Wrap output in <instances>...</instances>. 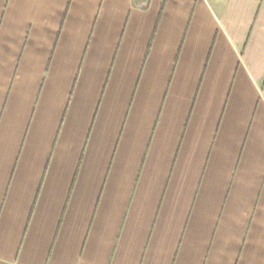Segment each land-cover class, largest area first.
Returning a JSON list of instances; mask_svg holds the SVG:
<instances>
[{
  "label": "crops",
  "instance_id": "crops-1",
  "mask_svg": "<svg viewBox=\"0 0 264 264\" xmlns=\"http://www.w3.org/2000/svg\"><path fill=\"white\" fill-rule=\"evenodd\" d=\"M142 1L0 0V264H264V0Z\"/></svg>",
  "mask_w": 264,
  "mask_h": 264
},
{
  "label": "rangeland",
  "instance_id": "rangeland-1",
  "mask_svg": "<svg viewBox=\"0 0 264 264\" xmlns=\"http://www.w3.org/2000/svg\"><path fill=\"white\" fill-rule=\"evenodd\" d=\"M137 1L140 2V7H141V8H143V7L146 5V3H144L142 0H137Z\"/></svg>",
  "mask_w": 264,
  "mask_h": 264
},
{
  "label": "trees",
  "instance_id": "trees-1",
  "mask_svg": "<svg viewBox=\"0 0 264 264\" xmlns=\"http://www.w3.org/2000/svg\"><path fill=\"white\" fill-rule=\"evenodd\" d=\"M162 7H163V4H162ZM159 18H160V14H159V16H158V20H159ZM158 20H157V22H158ZM155 29H156V27H155Z\"/></svg>",
  "mask_w": 264,
  "mask_h": 264
}]
</instances>
